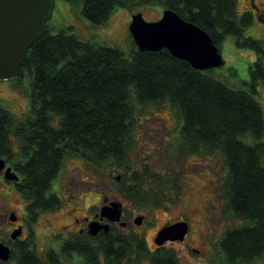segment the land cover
Wrapping results in <instances>:
<instances>
[{
    "label": "trees",
    "instance_id": "obj_1",
    "mask_svg": "<svg viewBox=\"0 0 264 264\" xmlns=\"http://www.w3.org/2000/svg\"><path fill=\"white\" fill-rule=\"evenodd\" d=\"M81 2L93 24L108 21L117 8L132 14L162 3L207 32L221 49L226 36L256 53L248 89L221 81L214 70L198 71L163 49L127 55L118 47L84 40L72 28L47 31L29 50L21 75L32 76L31 114L16 118L0 102V158L23 177L22 195L39 208L70 157L86 159L119 173L122 201L138 210L178 203L184 193L179 171L137 168L130 154L136 147L137 116L149 105H169L181 119L174 158L222 155L225 212L242 222L220 241V264H242L264 255V113L258 101L264 86V43L244 35L253 23L238 14V0H69ZM16 147L17 150L15 149ZM17 154V152H19ZM112 164V165H111ZM122 170V173H121ZM131 264H179L176 252L151 253L146 242H129Z\"/></svg>",
    "mask_w": 264,
    "mask_h": 264
},
{
    "label": "rangeland",
    "instance_id": "obj_2",
    "mask_svg": "<svg viewBox=\"0 0 264 264\" xmlns=\"http://www.w3.org/2000/svg\"><path fill=\"white\" fill-rule=\"evenodd\" d=\"M54 2V11L47 22L52 33L56 34L61 30L72 28L74 33L84 40L118 47L127 55L131 54L133 44L129 26L133 14L130 11L117 8L106 23L95 25L83 15L81 2L69 0H54ZM251 5L259 7L260 14L264 13V0H238L239 16ZM166 10L164 4L157 3L140 7L134 13H142L146 21L155 22L162 18ZM244 35L264 43V22L253 20ZM221 53L226 64L214 69L215 77L232 87L248 89L244 82L251 80L250 66L256 60V53L238 46L237 38L233 35L226 36L221 45ZM31 84L32 76L29 72L17 79L0 81V102L19 120H25L31 114L29 97ZM259 92L257 99L264 113L263 85H260ZM181 126L180 117L169 105H149L141 108L137 116L136 147L130 154L137 168L148 165L155 171L172 169L182 173L184 193L181 200L166 208L143 210L136 209L129 202L123 201V203L129 218H132L133 214H136L135 216L144 214L146 221L157 220L159 226L168 218L185 222L192 219L195 226L189 236V246L172 247L179 255L181 264H220V241L223 235L229 228L238 227L242 222L231 218L225 212L227 202L221 191V185L225 180L226 172L222 155H193L184 160L174 158V145L180 135ZM19 153L20 151L17 152ZM116 177H119V173L113 165L100 168L93 166L86 159L70 157L53 182L52 190L59 192L58 186L61 181L64 185L65 181L70 179L69 191L83 188L89 190V203H98L100 194L110 192V189L114 190L113 194L119 197L118 200H122L116 193ZM16 201L17 198L14 196L11 203L15 204ZM193 209H195L194 213ZM210 241L216 244L212 251ZM192 248L200 250V254L192 252ZM242 264H264V255Z\"/></svg>",
    "mask_w": 264,
    "mask_h": 264
},
{
    "label": "flooded vegetation",
    "instance_id": "obj_3",
    "mask_svg": "<svg viewBox=\"0 0 264 264\" xmlns=\"http://www.w3.org/2000/svg\"><path fill=\"white\" fill-rule=\"evenodd\" d=\"M244 14L264 22V13L260 14L256 5L249 6ZM3 160L6 166L0 173V243L10 250V257L8 261H0V264H131L129 242H146L149 251L154 254L173 249L174 245L190 244L189 236L195 226L192 219L186 222L189 231L184 241H166L163 246H158L155 243L158 233L164 227L184 220L168 218L159 226L157 220L146 221L144 214H133L129 218L123 201L118 200L112 189L102 192L100 201L93 204L88 202L89 190L83 188L70 192L68 183L71 184V180H66L64 185L61 181L59 192L51 188L47 195L54 197L52 205L39 208L22 195L23 177L10 161ZM8 168L19 177L18 181L6 179ZM116 193L119 195L117 189ZM13 195L17 198L15 204L11 203ZM115 201L122 203L119 222L109 221L102 217L101 212L104 206ZM139 216L144 217L141 225L135 223ZM93 222L107 226V229L102 228L92 234ZM209 245L211 251L216 247L215 242L210 241ZM191 251L200 254L198 249L192 248ZM176 256L181 264L179 255Z\"/></svg>",
    "mask_w": 264,
    "mask_h": 264
},
{
    "label": "water",
    "instance_id": "obj_4",
    "mask_svg": "<svg viewBox=\"0 0 264 264\" xmlns=\"http://www.w3.org/2000/svg\"><path fill=\"white\" fill-rule=\"evenodd\" d=\"M54 8V0H0V81L20 77L29 50L47 31ZM129 32L140 51L166 49L198 71L214 70L226 64L221 49L210 35L172 9H167L155 22L146 21L142 13L133 14ZM5 166L6 162L0 159V173ZM5 177L10 181L19 180L11 168L6 170ZM101 212L109 221L119 222L122 203L115 201L104 206ZM143 220L144 217L139 216L135 223L141 225ZM102 228L107 229V226L97 222L91 224L92 234ZM188 231L185 221L164 227L155 243L163 246L166 241H184ZM9 257L10 250L0 243V261H8Z\"/></svg>",
    "mask_w": 264,
    "mask_h": 264
}]
</instances>
